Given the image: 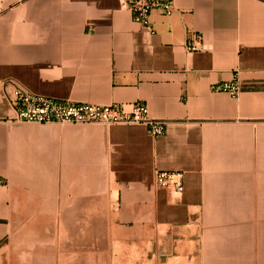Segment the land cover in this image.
<instances>
[{
    "label": "crops",
    "instance_id": "1",
    "mask_svg": "<svg viewBox=\"0 0 264 264\" xmlns=\"http://www.w3.org/2000/svg\"><path fill=\"white\" fill-rule=\"evenodd\" d=\"M123 3L0 0V264L197 242L207 262L264 264V0H175L173 15L152 14L154 35ZM196 35L203 50L189 53ZM235 81L238 97L215 91ZM11 82L71 103L141 102L166 133L15 123ZM156 171L183 173V194L158 188Z\"/></svg>",
    "mask_w": 264,
    "mask_h": 264
},
{
    "label": "built area",
    "instance_id": "2",
    "mask_svg": "<svg viewBox=\"0 0 264 264\" xmlns=\"http://www.w3.org/2000/svg\"><path fill=\"white\" fill-rule=\"evenodd\" d=\"M123 8L132 16L135 24L155 32L151 26L152 14L159 11L165 16H171L176 11L175 0H124ZM197 42L189 40L186 50L198 53L203 50L202 36H195ZM13 90L8 95L10 105L15 111V123L32 125H144L154 138L165 135L167 121L151 119L148 106L144 103L130 105L113 104L110 106H95L89 104L71 103L58 99L35 95L19 83L11 82ZM216 92L238 97L241 92L240 83L221 84ZM155 183L158 188L182 195L185 189L184 174L180 172H155ZM4 182L0 181V185Z\"/></svg>",
    "mask_w": 264,
    "mask_h": 264
},
{
    "label": "rangeland",
    "instance_id": "3",
    "mask_svg": "<svg viewBox=\"0 0 264 264\" xmlns=\"http://www.w3.org/2000/svg\"><path fill=\"white\" fill-rule=\"evenodd\" d=\"M199 240L200 238H196ZM158 245L146 244L133 246L113 244V249L107 258H98L96 264H248V261L224 259L205 261L202 260L201 243H193L189 248L184 243H179L175 248L161 245V253L154 252ZM122 247V248H121ZM144 248L141 249V248ZM140 248V249H139ZM143 250V251H141ZM150 250V251H149ZM188 252H191L188 253ZM81 264H89L88 260H81Z\"/></svg>",
    "mask_w": 264,
    "mask_h": 264
}]
</instances>
